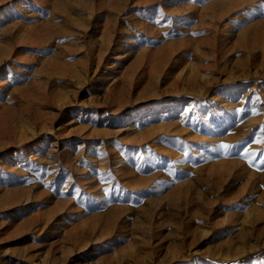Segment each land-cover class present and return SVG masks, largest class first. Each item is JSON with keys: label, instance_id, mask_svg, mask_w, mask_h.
<instances>
[{"label": "rangeland", "instance_id": "374dc122", "mask_svg": "<svg viewBox=\"0 0 264 264\" xmlns=\"http://www.w3.org/2000/svg\"><path fill=\"white\" fill-rule=\"evenodd\" d=\"M0 60V264H264V0H0Z\"/></svg>", "mask_w": 264, "mask_h": 264}, {"label": "snow or ice", "instance_id": "6c2138e0", "mask_svg": "<svg viewBox=\"0 0 264 264\" xmlns=\"http://www.w3.org/2000/svg\"><path fill=\"white\" fill-rule=\"evenodd\" d=\"M221 147H223V148H228V147H229V145H227V144H224V145H222Z\"/></svg>", "mask_w": 264, "mask_h": 264}, {"label": "bare ground", "instance_id": "6f19581e", "mask_svg": "<svg viewBox=\"0 0 264 264\" xmlns=\"http://www.w3.org/2000/svg\"><path fill=\"white\" fill-rule=\"evenodd\" d=\"M6 54L8 55V52H6V53L4 54V56H5ZM1 60H2V59H1ZM1 60H0V62H1ZM168 60H172V59L170 58V59H168ZM165 62H166V61H165ZM166 63H167V62H166Z\"/></svg>", "mask_w": 264, "mask_h": 264}]
</instances>
